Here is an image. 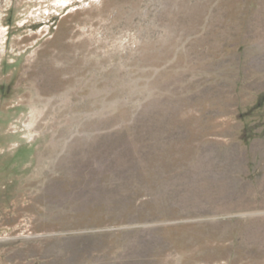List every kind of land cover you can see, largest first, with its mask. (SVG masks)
<instances>
[{
	"label": "rangeland",
	"instance_id": "1",
	"mask_svg": "<svg viewBox=\"0 0 264 264\" xmlns=\"http://www.w3.org/2000/svg\"><path fill=\"white\" fill-rule=\"evenodd\" d=\"M0 264H264V0H0Z\"/></svg>",
	"mask_w": 264,
	"mask_h": 264
}]
</instances>
